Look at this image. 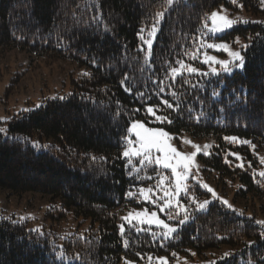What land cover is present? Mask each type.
<instances>
[{
  "label": "trees",
  "instance_id": "trees-1",
  "mask_svg": "<svg viewBox=\"0 0 264 264\" xmlns=\"http://www.w3.org/2000/svg\"><path fill=\"white\" fill-rule=\"evenodd\" d=\"M239 2L247 11H261L259 0ZM162 4L163 0H0V56L18 49L91 67V75L74 80L64 99L47 98L41 107L18 112L0 123L8 129L7 139L0 135V187L61 201L59 207L48 209L46 217L51 220L39 231H34L29 220L0 219V264H123L124 258L145 262L149 256L173 258V253L188 254L190 249L204 255L223 245L230 248L227 253L231 255L217 264H264V239L260 237L264 226L256 223V217L230 210L218 200L206 212L195 213L170 241L151 232L129 230L125 224L129 247H123L120 217L130 207L144 205L125 194L155 183L137 180V173L121 157V137L132 120H143L174 135L186 132L198 139L212 138V153L201 155L202 160L221 178L237 181V195L264 201L261 165L251 148L252 144L257 149L264 147V22L241 24L217 37L229 42L239 37L249 45L243 52L244 70L221 77L185 74L173 83L166 76L169 64L178 67L177 59L202 66L203 48L196 60L185 53L197 51L199 37L205 42L213 39L204 27L209 25L205 18L212 9L238 5H232L231 0H177L145 65L137 32L150 26ZM97 7L103 14L100 27L91 20ZM77 19L79 25L74 23ZM58 34L64 37L60 44ZM92 59L98 66L89 62ZM125 73L131 92L120 83ZM183 79L190 83L184 84ZM160 80L173 85L181 104L180 112L162 108L158 113H171V124L156 122L146 112L147 105L159 102L158 84L153 81ZM198 81L199 86L192 88ZM213 89L221 95L213 97ZM169 91L166 87L162 95L176 99ZM139 92L151 99L140 97ZM137 108L140 111H133ZM200 112L205 115L197 120ZM62 113L64 116H59ZM224 137L250 143L230 142ZM232 153L241 157L244 167L237 166L241 160ZM133 163L138 166L137 161ZM146 174L154 175L153 168L139 175ZM197 191L203 198L209 196L198 186ZM70 216L77 220L76 226L69 225ZM66 229L70 232L63 234ZM137 252L143 258L136 256Z\"/></svg>",
  "mask_w": 264,
  "mask_h": 264
},
{
  "label": "snow or ice",
  "instance_id": "snow-or-ice-1",
  "mask_svg": "<svg viewBox=\"0 0 264 264\" xmlns=\"http://www.w3.org/2000/svg\"><path fill=\"white\" fill-rule=\"evenodd\" d=\"M177 0H163L161 5V10L156 11L150 26L140 27L137 36L141 42L138 46L140 51L144 53L143 62L145 65L149 64V60L153 55V45L154 41L160 31V28L165 20L166 15L175 7ZM261 5H264V0H259ZM232 5H238L243 8L244 5L239 2V0H231ZM79 7V5H77ZM222 11H227L222 9ZM75 15V13H73ZM103 19L102 10L100 8H95V15L91 17V20L97 25L101 26V21ZM205 20L211 21V27L207 26L205 23L204 27L207 29V33L211 35H216L227 29H230L238 22L249 23L248 20H242L241 18L229 19L227 15L220 14V12L212 11L210 17H206ZM74 23L79 25L80 20H75ZM87 23V21H84ZM105 32L108 31L107 25H104ZM64 37L58 34V44L63 42ZM200 43L197 47V51L191 53H185L191 60H196L197 53L199 49H214L217 51H222L227 53L229 59H218L215 55H209L206 51L203 53L202 64L208 66L207 71H201L200 68L193 66L190 63H186L184 60L177 59L175 63L177 66L168 65V73L166 78H170L173 83H175L177 77H184L185 74L189 76L195 75L197 77H208L216 76L221 77L222 74L231 75L236 70H244L246 67V57L243 52L248 48V44H241L239 37L235 38V43L240 44L238 49H233L228 43H206L203 36L199 37ZM93 65L99 64L98 61L92 59L89 61ZM218 66V67H217ZM83 76L88 77L91 74L88 72H83ZM129 79L127 73H125L124 78L120 81L121 86L125 88L126 91L131 92L130 87L125 84V81ZM184 84H189L188 79H183ZM153 84H158V95L159 102L156 104H149L146 106V112L150 114L156 122L161 124H171L173 120L171 119V113L167 115L158 114L161 112L162 108L170 109L171 112H180L181 104L178 99V93L174 89L173 85H165L164 80L159 82L153 81ZM199 86V81L197 84H192V88H197ZM166 87L170 90L169 95L172 98H165L162 94L165 93ZM140 97L146 100L151 99V96H145V93L139 92ZM213 97L220 96L221 93L213 89ZM53 99H64V97H53ZM119 103V102H118ZM41 107L40 105L36 106ZM24 112H28V109H24ZM133 111H140L139 108ZM191 112V109L188 110ZM205 115L204 112H200L196 117L199 120ZM0 135H3L7 139L8 129L0 127ZM15 139V138H13ZM174 137L163 128H152L147 127L144 122L139 120H132L130 125L126 128V134L121 137L123 142V150L121 157L131 166V171L137 173V180L147 179L154 180L155 183L148 186H140L136 191H128L125 196L126 198H135L138 202H146L151 204L155 210L149 211L147 208L141 211H130L126 216L120 217L121 224L118 225L119 235L125 237V223H127L129 230H135V232H151L154 237H159L163 241H170L175 239L182 228L188 224L195 213L206 212L213 201L209 199L200 200L190 185V180L195 182L199 188H203L207 193H210L213 200H218L228 209L235 211L233 205L230 204L226 199H223L217 195L214 189H212L208 184L202 182L199 178V166L196 164V157L200 154L205 156L210 155L209 149L212 145H205L203 149L199 145L193 143L187 139H181L183 144H190L195 151L191 153H181L177 148L171 143ZM225 140L230 142H235L237 137H224ZM242 143H250L248 141H241ZM255 148V145H252ZM237 160H241V157L232 153ZM92 160H96L93 156ZM101 159H106L102 157ZM138 162V166L133 161ZM260 163L264 164V157L260 158ZM238 167H244L243 163L237 165ZM152 167L154 175L146 174L141 177L139 174L146 168ZM249 167L251 164L249 163ZM193 169L196 171L194 172ZM259 176L264 178V171L259 172ZM135 187V186H134ZM187 201V203H185ZM158 213L163 214L166 217L161 219ZM23 219V217L21 218ZM170 222H175L170 223ZM257 224L264 226V221H256ZM147 225L148 227H142ZM159 229L158 232H152V226ZM34 231H39L34 229ZM261 239H264V231L260 233ZM253 243V242H249ZM123 247H129V240L127 238L123 239ZM138 257H142L140 252L135 254ZM175 255V253H173ZM195 255V253H192ZM231 255L230 253H224L221 259H226ZM63 258V253L61 254ZM76 259L79 260V254L76 255ZM149 260L153 258L148 257ZM156 260L159 264H167L166 258L157 257ZM124 264H134L133 261L124 258ZM215 264V262H213Z\"/></svg>",
  "mask_w": 264,
  "mask_h": 264
},
{
  "label": "rangeland",
  "instance_id": "rangeland-1",
  "mask_svg": "<svg viewBox=\"0 0 264 264\" xmlns=\"http://www.w3.org/2000/svg\"><path fill=\"white\" fill-rule=\"evenodd\" d=\"M222 9H226L227 11H222ZM212 11L227 15L229 19L241 18L242 20L250 21L249 23L264 22V5H261V11L257 13L247 11L245 8H240L239 6L231 8L225 5L216 7L212 9ZM211 12L208 17H210ZM249 23L238 22L233 25L232 28L216 35L208 33L213 39L207 40L206 43L226 42L234 50L238 49L240 44L225 40H217V37L225 34L227 31L232 30L238 25H247ZM208 27H211L210 20ZM240 42L243 44L241 40ZM205 51L209 55L217 56L218 59H229L227 53L222 51L203 49L201 52L200 63ZM201 65V67H198L201 71L208 70L207 65L202 63ZM90 70V66H80L70 59H53L48 55L40 57L36 54L27 53L18 49L8 51L3 56H0V123L10 119L13 115L22 112L24 109L30 111L37 108L36 106L47 98H53L58 95L63 97L64 93L69 92L72 87H74V80L78 79L83 72H89ZM59 116L62 117L64 114L62 113V115ZM139 121L144 122L143 120ZM145 125L147 127L158 128L150 126L147 123H145ZM171 135L174 137L171 143L181 153H191L192 151H195L190 144H183L181 139L190 140L199 145L201 149H203L205 145H212L213 147L214 143L213 139L210 137L198 139L186 132L179 135ZM237 141L241 142L243 140L238 138ZM212 147L208 150L210 155L212 153ZM251 148L260 163V158L264 157V147L257 149L256 146L255 148L251 146ZM201 155L203 154L196 157V164L199 166L200 180L214 189L219 197L226 199L232 204L233 208L238 213L250 217L254 216L257 221H264V201L251 196L245 198L237 195L240 184L227 177L221 178L217 171L208 166L202 160ZM240 163H242V160ZM260 165L261 168L259 172L264 171V164L260 163ZM193 171L195 172L196 170L193 169ZM190 185L193 190L196 191L200 200L209 199L210 201H215L210 193L207 198L201 197L200 192L197 191V185H195V182L190 180ZM143 203L144 205L132 206L127 209L124 216L130 211H141L145 208L149 211L155 210L151 204H147L146 202ZM185 203H187V201H185ZM60 204L61 201L59 199L52 200L49 195H43L37 192L17 194L11 190L0 187V219H11L18 222L29 220L34 229L41 228L46 221H50L51 218L46 217L48 209L51 207L53 208L54 206L59 207ZM158 215H160L161 219L166 220V217L163 214L158 213ZM22 217L23 219H21ZM68 222L70 226L77 225V220L72 216L69 217ZM124 223L127 224L126 222ZM170 223L174 224L175 222ZM142 227L147 228L148 226L144 225ZM152 228L156 227L153 225ZM69 232V229L63 230V234H68ZM229 249L228 246L223 245L220 248L206 251L204 255H199L195 250L190 249L188 254H176L173 258H170L168 255L157 257L166 258L167 264H213V262L217 264L218 261L223 260L221 257H223L224 253H227ZM192 253H195V255H192ZM157 257H152V260L148 259L145 262H133L134 264H159L156 260Z\"/></svg>",
  "mask_w": 264,
  "mask_h": 264
}]
</instances>
